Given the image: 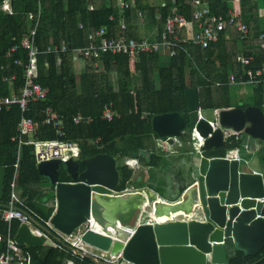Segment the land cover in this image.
<instances>
[{"label": "trees", "instance_id": "trees-1", "mask_svg": "<svg viewBox=\"0 0 264 264\" xmlns=\"http://www.w3.org/2000/svg\"><path fill=\"white\" fill-rule=\"evenodd\" d=\"M119 1L127 4L121 6ZM213 12L219 9L223 15L234 10L249 26L253 38L241 42L235 31H223L218 40L208 48L188 46L190 55L178 50L169 56L166 48L155 53H142L133 60L126 54H104L98 59H82L77 72L74 52L87 45V34L104 26L113 36L139 38L148 35L159 37L164 21L173 8L192 20L191 0H164L154 5L150 0H0L7 2L8 8L0 7V95L17 92L24 81V65L27 50L20 45L27 36L32 21L29 14L39 20L34 36L38 48L36 54L37 74L35 80L48 88L45 99L30 102L25 115L35 122V137L54 138V129L42 124L43 111L52 107L62 118L65 139L99 138L97 144H83L80 156L59 165V181H79V173L84 169V160L96 154L111 155L116 161L118 182L114 187L121 192L132 184L133 169L124 163L126 157H136L146 167H159L164 154L155 147L156 134L151 127L154 114L179 111L186 115L184 89H197L198 103L202 109L229 107L238 104L230 74L238 81L244 79L245 69H256L264 65V48H260L258 34L264 32V0H203ZM140 12V14H139ZM124 23L125 28H121ZM229 36L226 37V34ZM65 45V50L48 51L49 45ZM16 49L10 52V49ZM254 55V61L242 65V55ZM20 59L21 63L14 61ZM11 80H3L4 76ZM216 82H221L216 85ZM239 85V84H237ZM250 87L246 105L260 106L264 102V82ZM233 96V97H232ZM112 103L120 116L111 121L100 117L105 104ZM91 116L89 123L75 124L72 117L76 113ZM21 112L18 105L0 110V208L7 203L10 182L16 161L17 123ZM241 139L229 138L225 146L229 149L240 147ZM140 149L151 151L146 161L139 154ZM261 172L264 176V147L258 150ZM17 192L22 198L21 207L40 225L54 211V185L41 175L31 145H22L16 178ZM135 188V187H134ZM184 188L182 184L179 188ZM264 216V206L262 209ZM19 221L10 223L0 217V234L7 230L14 235ZM35 225V223H34ZM36 227L38 225H35ZM22 247L31 254V264H65L71 259L75 264L96 263L87 256L76 254L70 247L42 245ZM264 246L254 255H244L232 249L227 264H262Z\"/></svg>", "mask_w": 264, "mask_h": 264}, {"label": "water", "instance_id": "water-1", "mask_svg": "<svg viewBox=\"0 0 264 264\" xmlns=\"http://www.w3.org/2000/svg\"><path fill=\"white\" fill-rule=\"evenodd\" d=\"M184 97L186 115L171 111L151 117L160 142L171 146L183 140L192 148L190 181L183 177L181 191V185L169 189L171 200L140 189L116 192L118 171L109 154L85 159L79 181L58 180V159L39 161L38 172L54 185V211L46 233L55 231L60 240L87 223L80 234L86 245L105 254L121 252L130 264H227L230 249L256 254L264 245V176L253 172L245 158L231 156L223 132L264 140L262 110L242 107L239 98L237 105L218 109V127L212 130L200 117L197 89L185 88ZM198 138L201 143L195 147ZM139 154L149 160V150L140 149ZM2 174L0 168V178ZM146 217L151 222H144ZM13 238L19 245H53L25 222L19 223ZM74 252L110 264L90 251Z\"/></svg>", "mask_w": 264, "mask_h": 264}, {"label": "built area", "instance_id": "built-area-1", "mask_svg": "<svg viewBox=\"0 0 264 264\" xmlns=\"http://www.w3.org/2000/svg\"><path fill=\"white\" fill-rule=\"evenodd\" d=\"M121 6H127L126 3L120 2ZM193 7L192 20L188 21L185 16L179 13L176 7L173 8L172 13L166 16L164 21L163 31L157 38L148 37H125L124 35L113 36L108 33L106 27L101 26L87 34V45L78 48L74 52L75 59H98L104 54H126L130 60H134L142 53H155L162 48L167 49L169 56H174L178 50H182L189 55L188 46H198L201 48H208L212 43H215L220 34L227 29H232L236 32L239 41L250 42L253 40L249 26L233 9L228 10L227 15L216 9L211 11L208 4L203 0H191ZM3 8L7 9L8 5L3 4ZM39 10L36 15L29 14L28 19L32 21L28 34L21 39L20 45L27 50V62L24 65V81L22 86L17 92H12L8 95H0V110H7L11 105H18L21 115L17 123L16 136L12 140H16V161L14 163V174L10 182V191L7 203L0 208L1 217L8 223L16 219L19 222H25L32 227L33 231L37 234H44L48 239L53 242L54 246H68L72 250H80L82 253L89 252L86 244L80 239V234L86 229L87 223L83 224L81 231L77 232V237L70 240L69 236L63 235L59 242L52 239V235L46 233V229L51 227L48 220L45 224L40 225L32 216L24 211L19 204L21 199L16 191V177L17 168L20 162L21 147L22 145H31L32 152L37 162L49 159H58L59 162H66L69 159H76L80 156L81 147L83 144H97L99 138L87 139H65L66 131L61 116L50 106H47L43 111L42 124L49 125L54 129V138H39L35 137L36 126L31 117L26 116L24 113L27 110L30 102L43 100L46 98L48 88L41 85L35 80L37 74L36 54L38 53L37 45L34 41L36 27L39 20ZM140 14V12H139ZM121 28H125L124 23H121ZM258 43L260 48H264V32L258 34ZM16 46L10 49V52L15 50ZM48 51L65 50V45L57 44L49 45ZM242 65L250 64L254 61V55H242L240 58ZM20 64V59L14 61ZM15 77L12 75L10 78L4 76L2 79L7 81ZM244 79L236 81L233 75L230 76L231 84H249L257 85L264 82V65L256 69H245ZM221 82H216L220 85ZM261 110L264 116V102L261 105ZM218 108L211 110L213 114L212 119H206L210 124L212 130L218 127L217 123ZM120 116V112L113 107L112 103L105 104L101 110L100 117L106 121H111ZM75 124L92 121L91 116H83L81 113H76L72 117ZM225 141L229 138L238 139L240 132L232 130H224ZM201 139L194 143L198 147ZM247 147V145H244ZM237 156V155H236ZM124 163L130 167H137L138 161L136 158H126ZM131 190L126 188L123 191ZM38 225L34 226V223ZM144 222H151V218L146 217ZM34 226V227H33ZM73 250V251H74ZM94 254V253H93ZM83 256V255H81ZM97 260H105L110 264H130L121 256V252L115 254L104 252L101 254H94ZM0 264H31V254L25 250L22 245L16 243L10 230H7L5 235L0 234ZM65 264H75L71 259H67Z\"/></svg>", "mask_w": 264, "mask_h": 264}, {"label": "rangeland", "instance_id": "rangeland-1", "mask_svg": "<svg viewBox=\"0 0 264 264\" xmlns=\"http://www.w3.org/2000/svg\"><path fill=\"white\" fill-rule=\"evenodd\" d=\"M77 66L75 67V70L78 72L80 70V60H76ZM234 95L236 94V98L239 99L242 98L244 102L247 101V98L249 96L250 87L247 84H239V85H233L232 87ZM233 97V96H232ZM202 117L205 119H212L213 114L210 109H202ZM240 139L242 143H247V147L240 146V152L239 155L241 157H244L248 162L252 163L256 169H261V165L259 163V155L258 150L260 148L264 147V140H259L254 137H250L244 132H240L239 134ZM182 142H184L182 140ZM176 149H181L182 151H186V157L184 156L183 160H177L175 158V155H169L168 149L164 148L165 146L162 145V149L165 151V160L162 162L161 166L159 167H150L148 168V171H146L144 174L145 178L142 180L139 177H132V186L136 189H143L146 186L152 187L154 190H156V194L164 197V198H170L169 194H171L169 189H171L173 186H170V176L172 174L171 171L178 170L181 174H183L184 177L187 178V180L190 181V164L187 153L192 152L191 146H180L175 142ZM161 148V147H160ZM182 159V158H181ZM166 185V186H165ZM177 196V194L175 195ZM174 196V197H175ZM56 232L53 231L52 233V239L55 241L57 236L55 234ZM55 235V236H54ZM77 237V232L74 231L72 235L69 237L70 240H73ZM62 238V237H61ZM87 250L94 254H101L103 252L94 249L92 247L86 246ZM231 250V249H230Z\"/></svg>", "mask_w": 264, "mask_h": 264}, {"label": "crops", "instance_id": "crops-1", "mask_svg": "<svg viewBox=\"0 0 264 264\" xmlns=\"http://www.w3.org/2000/svg\"><path fill=\"white\" fill-rule=\"evenodd\" d=\"M121 1H119V3H120ZM150 2L152 3V4H154V5H160V4H163V2H164V0H150ZM3 4H7V2H3L1 5H0V7L1 8H3ZM8 5V4H7ZM4 9V8H3ZM140 34H141V36H139V37H148V35H142L143 34V30H141L140 31ZM227 36H229V33H227L226 34V37ZM148 38H150V37H148ZM152 39H154V38H152ZM189 55H190V52H189ZM76 60H80V66L82 67V64H83V61H82V59H74V65H75V67L77 66V64H76ZM131 62V67H132V64H133V60H131L130 61ZM80 67V68H81ZM232 74H230V76H231ZM247 85H249V84H247ZM12 92H14V91H11L10 93H12ZM223 108V107H222ZM219 109V108H218ZM210 110H212V109H210ZM187 111V110H186ZM187 113V112H186ZM199 114H200V117H202V108L199 106ZM203 118V117H202ZM239 138H240V136H239ZM227 141V140H226ZM226 141H225V139H224V146H225V143H226ZM154 142H155V147L157 148V149H159L160 151H162L163 152V154H164V160H165V151L162 149L163 147H162V145H164L165 147L164 148H167L168 149V153H169V155H175L176 157L175 158H177V160H183V158H184V156L186 157V154H185V152L184 151H182L181 149H176V146H175V143L173 144V145H168V144H166V143H164V142H160V140L158 139V137H157V135H156V137H154ZM177 144L178 145H180V146H185V147H187V144L186 143H183L182 141L181 142H177ZM244 145H248L247 143H242L241 142V146H244ZM161 147V148H160ZM226 147V146H225ZM240 147H235V148H232V149H229V150H231V156H235V155H239V152H240V149H239ZM146 150H148V149H146ZM150 151V150H149ZM150 154H151V151H150ZM188 154V158L187 159H189L190 157H189V153H187ZM16 155H17V150H16ZM126 158H130V157H126ZM126 158H124V160L126 159ZM131 158H136V157H131ZM182 158V159H181ZM244 158V157H243ZM137 159V161H138V166L137 167H135V168H133V167H130V166H128L129 168H131V169H133V176L136 178V177H139V179L141 178L142 180H144V178H145V176H144V174L143 173H145L146 171H148V167H146L145 165H143L139 160H138V158H136ZM36 160V159H35ZM38 162L36 161V164H37ZM61 163H63V162H61ZM60 163V164H61ZM161 166V165H160ZM251 167H252V171L253 172H259V173H262L261 172V169H256V167H254V165H252V163H251ZM157 168V167H156ZM170 174H172L171 176H170V183H169V185L170 186H173L172 188H176L177 186H179V185H182V183H183V174H181L178 170L176 171V170H174V171H171V173ZM17 178V177H16ZM17 184V183H16ZM166 186V185H165ZM131 187V190H133V189H136V188H134L132 185H130L128 188H130ZM171 188V189H172ZM140 190H144V191H147V192H151V193H154V194H156V190H154L152 187H150V186H146V187H144L143 189H140ZM16 191H17V185H16ZM18 193V192H17ZM156 195H158V194H156ZM18 196H19V194H18ZM158 196H160V195H158ZM20 197V196H19ZM164 198V197H163ZM20 199H21V203H22V198L20 197ZM165 199H168V198H165ZM170 200H171V198H169ZM174 199V198H173ZM19 206H20V204H19ZM0 217H1V215H0ZM2 218V217H1ZM50 218V217H49ZM35 225H37L36 224V222H35ZM34 225V226H35ZM33 226V227H34ZM31 227V226H30ZM36 227V226H35ZM32 228V227H31ZM56 242H59V240H55ZM232 250V249H231ZM231 250H229L228 251V254L230 253V251Z\"/></svg>", "mask_w": 264, "mask_h": 264}, {"label": "flooded vegetation", "instance_id": "flooded-vegetation-1", "mask_svg": "<svg viewBox=\"0 0 264 264\" xmlns=\"http://www.w3.org/2000/svg\"><path fill=\"white\" fill-rule=\"evenodd\" d=\"M263 246H264V245H263ZM263 246H262V247H263ZM262 247L259 249V251H258V252H260V250L262 249ZM258 252H257V253H258Z\"/></svg>", "mask_w": 264, "mask_h": 264}]
</instances>
